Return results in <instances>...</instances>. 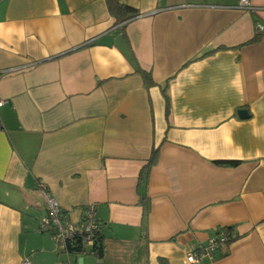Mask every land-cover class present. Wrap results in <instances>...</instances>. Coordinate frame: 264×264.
Returning a JSON list of instances; mask_svg holds the SVG:
<instances>
[{"label": "crops", "instance_id": "obj_1", "mask_svg": "<svg viewBox=\"0 0 264 264\" xmlns=\"http://www.w3.org/2000/svg\"><path fill=\"white\" fill-rule=\"evenodd\" d=\"M117 1L0 0V264H191L226 226L197 264H264V0ZM46 193L101 255L39 230Z\"/></svg>", "mask_w": 264, "mask_h": 264}, {"label": "built area", "instance_id": "obj_2", "mask_svg": "<svg viewBox=\"0 0 264 264\" xmlns=\"http://www.w3.org/2000/svg\"><path fill=\"white\" fill-rule=\"evenodd\" d=\"M241 9H253L249 0H238ZM256 30H264V23H256ZM3 72V71H2ZM4 100L0 99V105ZM39 230L48 231L56 244L57 249L68 253L69 246L81 247L88 250L94 247L100 233V225L94 204L86 205L81 219L73 222L62 212L58 202L49 194L45 197V212L39 218ZM228 237L224 231H219L210 237L207 243L198 248H191L186 255V261L197 264L203 257L212 256L215 249L227 243ZM21 264H32L28 259Z\"/></svg>", "mask_w": 264, "mask_h": 264}, {"label": "trees", "instance_id": "obj_3", "mask_svg": "<svg viewBox=\"0 0 264 264\" xmlns=\"http://www.w3.org/2000/svg\"><path fill=\"white\" fill-rule=\"evenodd\" d=\"M106 3H107V7H108L110 14H112L116 18V20L124 21V20H128L130 18L136 17L138 15L137 11L134 8L129 7L127 5L120 4V3H118L117 0H106ZM262 36H264V30H262V31L256 30V34L254 35V37L251 39L250 42H256ZM137 72L140 73V75L142 76L144 83H146V85L153 84V80L151 78L150 73H148V72H146L140 68H137ZM164 89H165V87H162L163 91H165ZM0 126H1V122H0ZM157 156H158V148L156 147V148L152 149L151 154H150V158L148 159L146 165L141 169L140 179L146 180L148 169L150 168V166L152 164H154L156 162ZM216 163L222 164V165L226 164V165L236 166L239 162L237 160H220V161H216ZM144 206H145V210H146L147 204H144ZM62 212H63V210H62ZM232 229H233L232 226H226V227H223V229L221 230V231H224V233L228 237L227 242L235 238L232 235ZM219 231L220 230H218L216 233H218ZM100 238L101 237L98 235L97 239L95 240L96 243L94 244V247H92L89 250L97 252L98 244L100 243ZM101 247H102V245H101ZM83 251H86V250L82 249L81 247L69 246L67 248L68 253L83 252Z\"/></svg>", "mask_w": 264, "mask_h": 264}, {"label": "water", "instance_id": "obj_4", "mask_svg": "<svg viewBox=\"0 0 264 264\" xmlns=\"http://www.w3.org/2000/svg\"><path fill=\"white\" fill-rule=\"evenodd\" d=\"M238 116L239 117H245L246 116V110L245 109L238 110ZM97 252H98V255H101L102 254L101 243L98 244Z\"/></svg>", "mask_w": 264, "mask_h": 264}]
</instances>
